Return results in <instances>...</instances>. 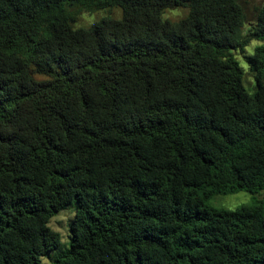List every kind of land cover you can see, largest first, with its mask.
<instances>
[{
	"label": "trees",
	"instance_id": "obj_1",
	"mask_svg": "<svg viewBox=\"0 0 264 264\" xmlns=\"http://www.w3.org/2000/svg\"><path fill=\"white\" fill-rule=\"evenodd\" d=\"M244 1L0 0V264H41L73 202L51 264H264V197L210 206L264 191V3L246 29Z\"/></svg>",
	"mask_w": 264,
	"mask_h": 264
},
{
	"label": "rangeland",
	"instance_id": "obj_2",
	"mask_svg": "<svg viewBox=\"0 0 264 264\" xmlns=\"http://www.w3.org/2000/svg\"><path fill=\"white\" fill-rule=\"evenodd\" d=\"M264 0H246L243 2V10L246 15V29L254 24L256 18V11L259 9ZM71 11H75L76 7L70 8ZM188 13V10L183 8L168 9L164 11L162 15L163 20L170 22H178L182 20ZM122 17L121 10L119 8L102 9L93 12H80L76 13L73 22L71 23L74 29H87L90 26L96 24L98 21L104 18H112L119 20ZM245 29V31H246ZM259 43L256 41H250V44L245 48L243 53L236 52L234 54L236 60L239 63L240 68L243 71V86L249 94H253L257 88L255 75L249 69V63L247 57L253 54V49ZM264 191L259 192L256 195H250L246 192H237L229 195H216L210 200V206L213 209L220 210H235L240 206H250L256 201L263 199ZM75 212V203L69 204L66 208L62 209L49 221V227L60 235V245L56 249L49 252V257L41 258V264H51L53 260L62 255L69 247V227L73 219ZM264 220V214L262 215Z\"/></svg>",
	"mask_w": 264,
	"mask_h": 264
}]
</instances>
